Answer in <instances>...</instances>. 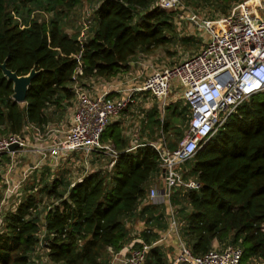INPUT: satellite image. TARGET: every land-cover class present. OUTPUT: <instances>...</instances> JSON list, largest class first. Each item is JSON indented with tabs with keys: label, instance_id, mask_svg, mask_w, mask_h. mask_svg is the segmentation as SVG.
<instances>
[{
	"label": "trees",
	"instance_id": "16d2710c",
	"mask_svg": "<svg viewBox=\"0 0 264 264\" xmlns=\"http://www.w3.org/2000/svg\"><path fill=\"white\" fill-rule=\"evenodd\" d=\"M82 1L0 0V62L18 75L37 71L25 101L18 103L12 99V81L0 69V136L21 135L27 125L44 132L57 107L72 106L75 83L110 79L128 69L138 51L150 53L172 39L174 11L158 8L155 0H94L88 37L69 34L65 20ZM188 1L223 5L241 0ZM40 11L50 16L40 19ZM176 106L165 107L169 113L162 119L152 117L156 108L147 115L170 150L183 137L176 141L170 134H181L180 123L189 120L188 107L177 111ZM100 140L116 149L111 168L92 167L73 185L52 178L45 193L55 204L45 211L43 224L35 185L5 214L0 264H34L40 245L53 264H110L131 241L127 220L158 206L139 205L159 173V155L149 142L127 151L118 122L108 123ZM0 157L8 160L6 153ZM182 168L188 169L184 178L194 177L200 188L169 195L180 240L194 255L212 249L214 241L219 247L238 245L240 264H264V90L243 101ZM147 215L139 236L152 245V226L161 215ZM144 264H168V255L162 246L152 245Z\"/></svg>",
	"mask_w": 264,
	"mask_h": 264
},
{
	"label": "built area",
	"instance_id": "2783aa9c",
	"mask_svg": "<svg viewBox=\"0 0 264 264\" xmlns=\"http://www.w3.org/2000/svg\"><path fill=\"white\" fill-rule=\"evenodd\" d=\"M154 4L160 9L185 8L182 0H155ZM204 27L209 37L200 49L179 58L173 65L146 75L142 84L132 88L128 94L110 97L108 90L101 95H92L81 84L75 83V100L65 135L56 137L50 144L29 150L23 135L26 128L34 130L36 139L45 132L27 125L21 135L0 136V156L6 153L14 158V155L23 156L35 152L44 158L53 154L56 160L80 153L85 159L84 166L87 167L86 158L96 152L109 151L112 159L108 168H111L117 152L100 140L110 119L133 102L134 92H147L153 98L163 101L164 106L165 99L174 86L172 82L176 80L181 98L189 109L188 125L175 149H168L166 144L149 142L159 155L158 175L164 186H150L146 203L155 204L161 197L169 198L170 193L178 189L185 191L200 188V183L194 177L184 178L181 171L184 162L191 159L224 126L243 101L264 90V0H241L218 20L205 22ZM52 131L59 132L50 129L46 133ZM12 143H18V146L14 151H9L8 146ZM137 146L140 144L127 151ZM83 174L74 179L71 185L80 180ZM14 209L15 207L9 211ZM168 219L167 232L178 240V252L172 264L240 263L242 249L230 243L213 247L202 255L192 254L190 248L179 238V223L174 209L170 211ZM2 221L0 220L1 224ZM41 221L43 224L44 219ZM44 233V226L41 225V239ZM159 242L161 238L152 245ZM152 245L144 242L137 234L131 243L114 254L110 264H144ZM124 249L127 253L123 255ZM121 255L123 256L120 257Z\"/></svg>",
	"mask_w": 264,
	"mask_h": 264
},
{
	"label": "rangeland",
	"instance_id": "374dc122",
	"mask_svg": "<svg viewBox=\"0 0 264 264\" xmlns=\"http://www.w3.org/2000/svg\"><path fill=\"white\" fill-rule=\"evenodd\" d=\"M182 1L185 3V8L178 7L168 9L174 11L172 18L174 31L169 32V36H172L170 43L160 46L148 54L151 55V67L142 68V77L144 75H149L153 71L161 70L165 66L173 65L179 58L190 54L192 51L200 49L202 44L209 37V35L205 32V22L208 23V21L218 20L222 14H225L223 10H226V13H228L236 5V3L233 2L229 4L224 3L223 5H217L214 2L204 3L202 1ZM94 10V0H83L82 3L76 6L68 14V17L65 20L66 32L76 35L79 38H87L90 34L91 27L94 26ZM48 16H50V13L44 11H40V13H38V17L40 19L46 20ZM120 78H113L111 81L107 79V82H113L107 86V89L116 88L120 84ZM96 82L98 81L91 78L83 82V87L87 90L91 89L92 85ZM172 83L174 87H171L170 93L165 99L166 104L164 106H162L163 101L155 99L149 94H145L141 99L139 98L137 100L134 98L133 102L129 103L127 108L115 115L117 117H113H119L118 119L121 121L122 119L126 121L123 129L126 132L136 133L139 131L140 133V130L141 132H144L145 130V134H143V136L146 137L145 140L156 144H166L167 141L163 134L159 132V130L155 131V128H152V125H149L147 115L151 112L152 108H156L157 113L154 112L152 117L162 119L169 113V110L165 109V107L176 104L177 106L175 108L179 111L182 110L184 106H187L184 104L183 99L179 98V95L181 96V92L180 89L177 88L176 80H173ZM124 90L125 89L120 90L117 95L125 93L128 94L130 92ZM172 98H174L173 101L176 99L177 101L174 102V104L168 103L167 101ZM72 106L63 105L61 107H57L55 112L52 114L51 121L48 126H50L49 128L53 130L58 129L59 132L52 131L48 134L42 133V137L36 139L33 133L26 131L23 135L28 143L27 148L29 150H33V147H42L55 141L56 137L65 135L69 125L68 122L71 116ZM51 110L53 109L51 108ZM113 117L110 120H114ZM140 126L141 128L144 127V129H140ZM180 126L182 129L181 134L178 135L176 133H172L170 134L171 139L177 141V139L181 138L187 128V122L182 124L180 123ZM45 131L46 130H44V132ZM84 160L85 159L80 153L68 157L66 156L65 158H56V160H54L53 154H50V156L47 155V157L44 158L43 155L35 152H32L30 155H20L14 158L8 157V160L6 157H0V220L2 221L3 216L9 210L14 208L20 199L24 198L29 191H32L30 188L34 185L36 186L34 189L35 194L41 199L39 202V216L42 219L48 207L55 204V200L50 195L45 193V191L51 187L52 178L56 177V179H62L63 181H73L86 172V170L90 168L92 169V167L106 171L110 162L102 154H99V156H96L93 159L92 156L86 158L87 167L84 166ZM181 171L187 174L188 169H181ZM188 176L189 175H187V177ZM62 186L63 185L60 184L58 187ZM42 188H44V190L40 192L39 189ZM132 231H134V228H132L130 234ZM169 236L173 237L177 241L175 236ZM131 237L132 239L134 238L132 235ZM132 239L129 243L133 241ZM170 242L167 245L163 244L164 246L162 247L166 252H168V256H170L169 258L172 259L170 264H172L177 252L175 246L171 245ZM126 253L127 251L124 249L122 254L124 255ZM33 262L34 264H53L48 259L46 250L42 248L41 245L33 255Z\"/></svg>",
	"mask_w": 264,
	"mask_h": 264
},
{
	"label": "crops",
	"instance_id": "0c3cea01",
	"mask_svg": "<svg viewBox=\"0 0 264 264\" xmlns=\"http://www.w3.org/2000/svg\"><path fill=\"white\" fill-rule=\"evenodd\" d=\"M148 54L149 53L138 51L134 56H132L130 58L128 69L118 73L117 75H115L114 77L109 79L111 81L113 78H120L121 77L120 81H119L120 84L116 88L107 89V86L109 84L113 83V82H110L109 80H108L109 82H107L103 78H99V77L95 78L94 77L92 79H94L95 81H98V82H96L97 84L96 83L93 84L92 88L88 89V90L90 91V93L92 95H101V94H103V93H105L106 91L109 90L110 91V94H109L110 97H117V96H121V95H117V94L122 89H125L124 91H130L132 88L140 86L142 84V82H143L144 76H146V75H144L142 77V75H143L142 68L151 67V64H150L151 63V59H150L151 55H148ZM145 94H149V93H146V92H144V93H142V92H134L133 96H134L135 99L138 100L139 98L141 99ZM179 98H181L180 95H179ZM173 99L174 98L169 99L167 102L171 103V104H174V102H176L177 99L175 101H173ZM115 117H117V116H115ZM118 118H114V120H110V122L111 123L118 122L120 130H121V133H122V136L124 137L125 149L126 150H128L130 147H132L134 145H137V144L142 145V144L148 142V140H145L146 137L143 136V134H145V130H144V132H141V130H140V129L143 130L144 127L141 128V126H140V129H139L140 133H139V131L136 132V133L135 132H132V133L126 132L125 130H123L126 121H124L123 119L121 121ZM69 122H70V120H69ZM69 122H68V124H69ZM49 127L50 126H47L45 128V130H46L45 133L48 130H50ZM54 130H58V129H54ZM26 131H28L30 133H33L34 136H35V132H34L33 129H30L28 127V128H26L24 133ZM108 145L112 146L111 144H108ZM112 148L116 151V149L113 146H112ZM76 154H78V153H76ZM99 154H102L109 161H111V159H112V155L110 154L109 151H102V152H98V153L96 152V153H94L92 155V159L94 157H96V156H99ZM13 157H17V155H14ZM152 185H156V186H159V187H163L164 186L163 181L159 180V175H156L155 177L152 178L151 182H149V184H148L147 189L150 186H152ZM147 204L148 203H146V196H145L144 200L140 203L139 206L141 208V207H144V205H147ZM156 204H158V206H156L154 208H149L148 207V208H146V210H145V212L143 214L137 215V216L132 217L129 220H127L126 225H127L128 230H129V233L132 230V228H134V231H132L130 236L132 235L133 237H136L137 234L142 232L143 229H145L147 227L146 224H145V220L148 217L147 214L157 215L159 213V216L161 215V218L159 220L156 219V221H154L155 224H153V226H152L153 227V231H154V235H155L154 237L156 238L155 240H158V239L161 238V242L157 243L156 245L164 246L163 244L167 245L171 241L173 243L170 242V244L175 246L176 252H178L177 241L173 237L169 236V235H172V234H169L167 232L168 226H169V219H168L169 218V214H170V211L172 209H174V211H175V207L170 204L169 198H167V197H161L159 199V202H156L154 205H156ZM137 226H139V227H137ZM132 240H134V238ZM216 246H218V242L214 241L213 247H216ZM166 253L168 255V252H166ZM169 257L170 256H168V263L170 264L172 259H170Z\"/></svg>",
	"mask_w": 264,
	"mask_h": 264
},
{
	"label": "water",
	"instance_id": "95a60500",
	"mask_svg": "<svg viewBox=\"0 0 264 264\" xmlns=\"http://www.w3.org/2000/svg\"><path fill=\"white\" fill-rule=\"evenodd\" d=\"M0 69H2L6 78L12 81L13 94L12 99L18 103H23L26 98V92L30 85L32 78L36 75L37 71L32 68L25 75H18L16 72L6 67V62H0ZM18 146V143H12L8 146L9 151H14Z\"/></svg>",
	"mask_w": 264,
	"mask_h": 264
}]
</instances>
